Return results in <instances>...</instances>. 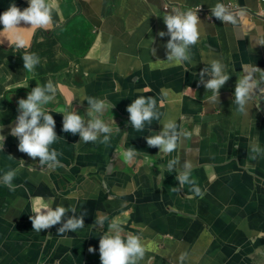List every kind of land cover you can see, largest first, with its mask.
<instances>
[{"label":"crops","instance_id":"1","mask_svg":"<svg viewBox=\"0 0 264 264\" xmlns=\"http://www.w3.org/2000/svg\"><path fill=\"white\" fill-rule=\"evenodd\" d=\"M228 1L50 0L54 6L52 24L40 29L22 21L18 31L26 46L19 49L12 34L0 24V127L5 130L6 139L15 125L18 100L26 99L37 83L51 80L61 86L58 89L65 104L46 110H56L60 117V108L71 107V111L88 119L90 106L86 98L105 100V123L120 131L128 125L134 147L144 155L135 166L118 163L117 177L123 184H110L109 192L100 190L106 184L104 180L86 172L95 160L96 146L69 140L66 152L74 154L76 146L79 164L71 171L66 167L70 162L66 161V169L51 171L54 177L32 169L31 164L37 165V160L28 156L26 167L14 178L26 186L27 195L18 190L0 194L8 203V211L27 214L33 198L43 192L54 195L53 207L75 206L78 216L91 212L97 219L99 210L116 209L118 212L115 210L111 219L127 227L123 234L124 230L131 233L134 228L148 226L136 233L146 249L138 264H198L202 250L197 242L202 241L205 224L210 229L214 224L218 236L235 250L247 247L246 243L257 235L264 236V18L257 16L264 10V0H231L244 6L232 13L235 23L202 17L198 24L200 39L190 46L188 62L170 64L165 48L170 36H159L161 31L167 33L163 16L173 9L185 11L202 6L211 10L217 3L224 5ZM12 4L21 11L29 6L28 0H0V13ZM26 49L40 57L33 72L23 67ZM214 59L223 63L230 77L216 102L211 100L213 93L200 82L203 69H208L203 80L212 78L210 61ZM70 66L72 69L66 70ZM248 76L252 89L244 114L237 110L234 91L240 80ZM139 95L154 97L161 114L150 125L145 122L143 139L142 131L132 127L126 110ZM170 119L181 133L173 166L191 173V186L175 188L178 180L163 176L158 181L149 175L151 167L160 166L158 155L163 152L148 146L147 137L158 134ZM182 136L185 137L180 145ZM3 150L2 168L16 170L20 157L15 141L9 139ZM186 163L191 167L186 168ZM139 165H145L142 170L149 168L144 181L138 174ZM208 181L212 188L207 191ZM74 186L72 193L63 195L64 190ZM194 186L200 188L201 195L193 192ZM30 233L40 240L35 232ZM43 242L48 239L40 244ZM48 243L50 247L55 245ZM226 249V259L223 256L213 261L220 254L207 253L201 264H229L235 260V252L229 244ZM234 264H264V251H252L248 256L241 252Z\"/></svg>","mask_w":264,"mask_h":264},{"label":"clouds","instance_id":"2","mask_svg":"<svg viewBox=\"0 0 264 264\" xmlns=\"http://www.w3.org/2000/svg\"><path fill=\"white\" fill-rule=\"evenodd\" d=\"M28 3L29 6L22 11L15 4H12L6 11L0 13V24L3 25V29L6 32L12 34L14 37L13 42L18 49L26 46L23 36L18 31L20 28L18 25L22 21L25 24H30L33 28L40 29H47L52 24L54 6L50 0H28ZM211 11L216 19L235 23L234 16L226 10L223 4L217 3ZM163 20L167 27V33L161 31L159 36L164 37L166 34L170 36L165 45L167 61L170 64H181L190 61V46L197 44L201 35L200 27H198L200 21L197 11L192 9L185 11L173 9L171 13L163 16ZM152 54L155 55V49H152ZM22 59L23 67L28 72H33L36 65L40 63V57L35 53H25ZM210 64L212 78L205 82L203 74L208 69H203L200 74V82L213 93L211 100L216 102L221 87L230 77L225 72V67L220 60L214 59L210 61ZM250 80V76L240 80L234 91V102L238 105L237 110L244 114H247V104L252 89ZM60 87L58 84L54 85L51 80L44 84L37 83L26 99L21 98L18 100V115L15 119V125L10 130V135L19 140L18 150L33 159L39 157V164L46 166L48 169L60 166L58 157L62 153L50 147L57 142L58 136L55 131L56 124L53 115L44 106L55 98L56 92ZM137 91L141 90L138 89ZM86 99L90 106L87 110V124L85 123V117L77 114L76 111H67L65 108H60L58 111L63 115L62 130L73 135L78 133L81 141L85 143L99 141L107 145L110 142L113 128L108 123H105L101 117L104 115L108 105L105 100L99 98L87 97ZM126 110L130 114L129 119L132 127L137 131L144 129L145 122L150 125L153 120H159L161 115L157 110V101L152 96L139 95ZM0 131H2V127H0ZM101 134H103V139L99 138ZM180 135L181 133L177 131L176 122L170 119L163 124V129L158 134L147 137V144L150 147H158L162 152L171 153L176 149ZM5 139L4 135H0V150L4 148ZM253 150L260 151L259 148H254ZM136 154L134 148H129L124 152V158L128 162H132ZM255 158V156L252 157V159ZM170 165L171 162L169 163ZM185 167L190 168L191 164L186 163ZM190 174L185 171L176 178L183 185L189 182ZM16 175L17 171L10 169L2 177L4 185L10 191L15 189L12 181ZM193 192L197 196L201 195V190L198 186L193 187ZM69 211L73 215L58 229V234L82 229L84 227L85 214L75 215V206L66 208L63 205H57L53 209L44 202L43 197H34L32 212L35 215L30 216L33 230L40 232L41 229H47L60 223L62 217ZM97 223L102 226L104 221L102 218H97ZM145 250V245L140 236L131 233L124 235L122 226L116 220L109 224L108 230L99 239L101 264H138L144 258ZM94 251V248H89V252ZM181 259H183V254Z\"/></svg>","mask_w":264,"mask_h":264},{"label":"water","instance_id":"3","mask_svg":"<svg viewBox=\"0 0 264 264\" xmlns=\"http://www.w3.org/2000/svg\"><path fill=\"white\" fill-rule=\"evenodd\" d=\"M55 119L59 118L55 124V131L58 136L56 143L51 145V148H55L57 151L62 153V155H67L66 147H61V141L68 142L71 138L67 136L71 135L70 132H64L62 130L63 126H60V117L57 114L56 110L50 111ZM103 115L101 118L104 119ZM5 130L0 131V135L4 134ZM75 137V135H74ZM9 139L15 141V147L17 151L18 164L16 166V171L19 172L23 170L25 166V161L28 160V155L26 153L20 152L18 150L19 140L14 136H9L4 141V147L8 146ZM73 139V137H72ZM60 141L59 145L58 142ZM181 145V140H180ZM4 150H0V156L4 153ZM177 155L176 149L171 153H162L158 155L159 157V167H151V172L149 175L156 176L158 181L163 176H169L173 181H177V176L184 173L182 170L173 166L175 156ZM60 162L67 164V162L60 157H58ZM143 160V158H140ZM39 163V157L36 158ZM2 160L0 159V194L13 193L16 190L21 195L26 196L27 190L26 186L22 183H16L13 179L12 184L15 186L13 191H10L7 186L4 185L2 181L3 175L7 172V169H3L1 166ZM171 165L169 166V163ZM145 165L140 166L138 174H141V181H144L146 170L149 168H144ZM64 167H59L55 169L57 172H60ZM38 172H48V175L54 177V173L51 172V169H48L44 166V169H37ZM67 174V173H66ZM179 181V180H178ZM190 183V181L188 182ZM264 186V184H262ZM74 190L62 192L64 195L72 193ZM41 196L44 199V202L47 203L53 209L54 205V195H47L46 192L41 193ZM8 205L7 201L0 197V264H101L100 253H99V239L103 234L102 232H97L94 227H100V224L97 223L95 216L91 212H81L80 214H85L84 217V227L78 229L75 232H66L64 234H58V229L63 226V223L73 215L71 212H66L65 216L62 217L61 222L51 226L47 229H41L40 232L33 230L32 221L30 216H34L35 213L29 209L27 214H24V211H18L11 214L6 206ZM211 209V208H210ZM76 215V214H75ZM78 216V215H77ZM99 217L104 218V215L99 213ZM106 225V223H104ZM99 230H102L98 228ZM212 232L216 240L221 237L215 232V226L212 225ZM30 231L35 232L34 234L40 239L36 240ZM173 236V235H172ZM223 238V237H222ZM48 239V242L54 243V247H50L48 242L41 241ZM224 239V238H223ZM228 244L233 248L235 255V261L237 262L240 253L242 252L243 256H248L250 252L254 251L256 254H259L260 249L264 251V236L257 235L253 240L248 241L247 247L235 248L225 239V246L228 248ZM259 245H262L259 247ZM92 247L95 249L94 252H89V248Z\"/></svg>","mask_w":264,"mask_h":264},{"label":"flooded vegetation","instance_id":"4","mask_svg":"<svg viewBox=\"0 0 264 264\" xmlns=\"http://www.w3.org/2000/svg\"><path fill=\"white\" fill-rule=\"evenodd\" d=\"M230 1L226 2L225 4L229 3ZM238 6L240 7V10L244 9V6H241V5H238ZM263 12H264V10H263ZM263 12L262 11L259 12L257 16L261 15V17L264 18ZM199 20H201V19H199ZM29 51H30L29 49H26L25 53H29ZM70 69H72L71 66L68 67L66 70H70ZM59 101L62 103V105H60V106H58L60 104ZM64 104H65V101L62 99L61 92L58 89L56 92L55 98L52 101H50L47 105H45L44 107H45V109H53V108L61 107ZM78 105L80 106V108L86 109L85 106L83 107L80 104H78ZM67 111H71V107ZM77 114H80L81 116H83L79 112H77ZM57 121H59V118L57 120H55V123ZM85 123L87 124L86 115H85ZM60 126H63V115L62 114L60 115ZM126 126H127L126 130H124V131H120L121 129H115L114 126H111L113 128V132L111 134L110 142L107 145L102 144L99 141L85 143V142L81 141V137L79 136L78 133L75 134V137L73 134L67 136V138H71V140H70L71 143H74L73 141H75V143H77V144L78 143H84V144H87L89 146H96L93 150V152L96 154L95 160H94L92 166H90V170L86 171V172H90L92 177L98 176L101 180H104L106 182V184L100 188V190H102V191H108L109 192L112 188L110 186V184L111 185H117L118 183L123 184V181L122 180L119 181V179L117 177L118 174L120 173V170H118V166H117L118 163H120L123 166H131V165L135 166V165H137V161L140 158H144L143 153L134 147L133 142L130 139V135H129V131H128L129 127H128V125H126ZM149 132H151V131H149ZM124 133H125V135H123ZM140 133L142 134L141 138L143 139L145 132L142 131ZM72 137H73V139H72ZM184 137L185 136H182L181 142H182V139H184ZM99 138L103 139V134H101ZM75 139H77V141ZM60 141H61V147L62 148L66 147L68 149L67 146H68L69 141L68 142L67 141L64 142L63 140H60ZM60 141L58 142V145H59ZM129 148H134L136 150V153H137L134 156L132 162H128L124 158V152ZM59 157L65 161H67V162H70L69 165H67L66 167H67V169H69L71 171L74 170L79 164V158L77 157V154H76V146L74 148V154L72 153V154H67V155H61ZM31 166H32V169H40V170L44 169V166H41L38 162H37V165L33 166L31 164ZM59 167L65 168L64 163L60 162V166H58L54 169H51V170L56 171L55 169H57ZM107 176H111V177L105 179ZM103 177H105V178H103ZM66 178H67V175L65 176V179ZM187 184L189 186H191L190 183H186V184L182 185L180 183V181H178L176 183L175 188L184 187V186H187ZM205 187H207V191L212 188L209 181H208V184L205 185ZM75 189H76V187L74 186L71 189H68L66 191H69V190L71 191V190H75ZM111 195L112 194L110 193L109 196H111ZM115 210L116 209H113L110 211L107 209H105L104 211L99 210L98 215H99V213L104 215V218H102V219H103L104 223H106V225H104V223H103L102 226L100 225V227H98L102 230H99L97 227H94L97 232L104 233L105 231L108 230L109 224L113 220H116V219H111V216L114 214ZM116 212H118V211L116 210ZM146 227H148V226H140V227L134 228V229H132L131 233L134 232L133 234H136L138 231H142ZM122 228L125 229L127 227L122 226ZM202 231H204V236L202 237V241L197 242V246L202 250V257L199 259L198 264H201L203 257L207 253H209V254H220L218 258L213 257L212 258L213 261H217V260L219 261L222 259L223 256H225V259H226L228 251L226 249L224 239L221 237L220 239L216 240L214 235H213L212 230L210 229V226L207 224H205L202 227ZM124 232L126 233L124 235L129 234V230H124ZM136 235H138V234H136ZM186 245H188V243H186ZM193 254H194V252L192 253V255H190L191 260L192 259L194 260ZM234 263H237V262L235 260H233L229 264H234ZM209 264H225V262L224 263L210 262Z\"/></svg>","mask_w":264,"mask_h":264},{"label":"built area","instance_id":"5","mask_svg":"<svg viewBox=\"0 0 264 264\" xmlns=\"http://www.w3.org/2000/svg\"><path fill=\"white\" fill-rule=\"evenodd\" d=\"M226 10L229 12V13H238L240 11V7L233 3L232 1H230L229 3L225 4L224 5ZM193 11H197V15L200 18L204 17V16H208L209 19L208 20H213V14H212V9H205L203 8L202 6H197V7H194L192 8Z\"/></svg>","mask_w":264,"mask_h":264},{"label":"rangeland","instance_id":"6","mask_svg":"<svg viewBox=\"0 0 264 264\" xmlns=\"http://www.w3.org/2000/svg\"><path fill=\"white\" fill-rule=\"evenodd\" d=\"M257 15H258V13H257ZM200 19H202V18H200Z\"/></svg>","mask_w":264,"mask_h":264}]
</instances>
